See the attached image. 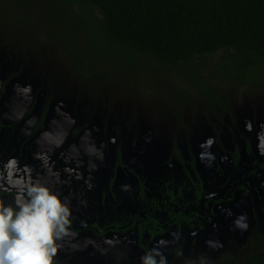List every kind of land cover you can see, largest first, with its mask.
I'll use <instances>...</instances> for the list:
<instances>
[{
	"label": "rangeland",
	"instance_id": "374dc122",
	"mask_svg": "<svg viewBox=\"0 0 264 264\" xmlns=\"http://www.w3.org/2000/svg\"><path fill=\"white\" fill-rule=\"evenodd\" d=\"M3 37L6 38L0 34V91L4 84L7 90L0 97V111L3 113L2 124L9 125L8 129L14 133L11 136L0 134V183L5 188L28 190L32 186L45 187L50 194L57 196L69 212L73 210L80 219L87 220L86 213H103L102 210H91L84 199L96 198L97 195H92V192H104L113 163L112 153L109 154L108 150L110 152L115 140H124L123 156L131 168L143 172L148 170L145 174L151 175L150 184L159 182L170 170L173 176L177 175L176 167L172 168V163L166 162V153L176 140H185L189 133L191 140L196 138L198 151L204 154L210 150L216 137L224 142L229 140V146L232 140H239L242 136L249 138V135L258 137L255 141L257 149L264 154V142L259 140L264 128V97L256 90L228 91L229 112L214 110L205 115L199 106L195 110L187 107L181 123L170 111L157 113L151 109L154 103L150 91L143 97L136 95L125 98L119 94L115 101L109 103L106 90V104L92 109V106L88 107L86 97H78L77 87L63 73L65 62L60 57L55 58V50L50 51L52 63L45 53L44 58L41 57L44 61L38 62L36 57L39 55L6 50ZM51 67L63 74L49 77V85L45 71H51ZM49 97L52 104L41 128L38 126L39 119ZM32 104H35L34 108ZM76 130L79 132L74 134ZM218 131L222 136H218ZM21 140H32L33 150L39 151V154L30 153L25 148L24 153L21 152L26 160L39 155L31 158V170L18 159ZM104 140L108 149H103ZM12 145L15 151L10 149ZM145 153L151 154L152 158ZM53 159L56 168L52 164ZM43 160L46 162L41 165ZM148 165L154 168H147ZM200 173L207 176L210 169L205 167ZM126 177L130 178H126V185L119 186L123 177L118 175L116 188L112 191L117 197L119 195L121 201H115L114 210H122V216L128 206L123 195L129 191L133 193L135 186L131 181L133 178L129 174ZM190 197L186 200L189 201ZM21 203L26 201L17 194L13 197L0 195V206L11 207L14 212L19 211ZM234 208L225 209L217 225L199 231L185 229L181 235L186 240L176 238L166 244L165 240L156 242L158 249L153 250L155 264H185L190 258L197 264H216L222 249H227L230 254L241 250L240 236L244 234L246 226L243 215L237 214ZM65 228L66 234L54 238L57 252L52 257L62 264H150L143 252L135 244L132 245L129 237H118V240L112 237L97 238L91 234H75L67 225ZM115 247L117 250H113ZM124 252L128 253L122 255Z\"/></svg>",
	"mask_w": 264,
	"mask_h": 264
},
{
	"label": "trees",
	"instance_id": "16d2710c",
	"mask_svg": "<svg viewBox=\"0 0 264 264\" xmlns=\"http://www.w3.org/2000/svg\"><path fill=\"white\" fill-rule=\"evenodd\" d=\"M0 34L6 50L39 55L38 62L47 54L52 63L55 50L92 109L106 104V90L109 103L119 94L150 91L151 109L183 122L187 107L199 106L205 115L229 112L226 96L234 89L264 97V0H0ZM51 68L45 71L49 85V77L63 74ZM2 117L0 111L5 126ZM51 264L62 263L52 258ZM216 264H264V250L237 256L227 250Z\"/></svg>",
	"mask_w": 264,
	"mask_h": 264
},
{
	"label": "flooded vegetation",
	"instance_id": "af4514ba",
	"mask_svg": "<svg viewBox=\"0 0 264 264\" xmlns=\"http://www.w3.org/2000/svg\"><path fill=\"white\" fill-rule=\"evenodd\" d=\"M8 127L1 126L0 134L14 135ZM262 131L263 136L259 140L264 142V128ZM217 134L222 136L219 131ZM185 135L187 136V134ZM190 136L189 133L185 140H176L175 145L166 153L168 156L166 162L172 163V168L176 167L177 175L173 176L172 170H170L166 177L151 184L149 183V176L151 175H146L145 172L148 170L144 169L146 167L153 169V165L143 168L144 172L139 169L134 170L123 156L124 140H115L110 152L108 150L109 154L112 153L113 163L110 165V174L106 179L104 192H92V195H97L96 198L84 199L87 207L94 212L102 210V215H88L86 213V220L80 219L72 210L68 216V228L75 234H91L97 238L112 237L118 240V237H129L132 245L135 244L143 252L142 254L149 259L146 254L147 251L153 258V264H155L153 250L158 249L155 247L156 242L165 240L164 244H166L176 238L180 241L186 240L181 235L185 229L199 231L207 226L217 225L221 221L223 211L229 207L230 209L235 207L236 213L243 215L246 230L240 236L241 250L232 252V254L237 256L264 250V154H261L257 149L258 137L253 135H249V138L242 136L239 140H232L229 146H227L229 140L224 142L216 137L211 144L212 147L209 148L210 150L205 151L204 154L196 148V138L191 140ZM28 139L32 138L28 137ZM21 141L22 143L18 148V159L21 163L23 161L25 167L31 170L33 169L31 158H36L39 155L30 156L26 160L21 152L24 153L25 148L30 153L39 154V151L33 150L32 140ZM104 141L103 149H108V144L106 140ZM117 147L120 148L121 155V163L118 166L116 165ZM10 149L15 151V146L12 145ZM11 150L8 151L12 153ZM145 154L152 158L150 157L151 154ZM138 156L141 155L138 154ZM45 162L43 160L41 165H44ZM52 164L55 168L57 167L54 159ZM205 167L210 169L207 176L200 173ZM128 174L133 178L131 181L135 186H133V193L129 191L123 195L128 206L125 215L122 216V210L121 212L114 210L120 199L119 195L117 197L112 191L116 188L117 176L123 177L119 186H125L126 178H128L126 175ZM16 190L22 191V193L16 192ZM88 192L90 191L88 190ZM88 192L87 194H89ZM16 194L26 202L31 199L28 190H19L15 187L8 189L0 183V195L13 197ZM190 195V200H186ZM113 250H117V248L115 247ZM225 251L227 249H222L218 260L223 257ZM113 252L117 253L118 251ZM125 253L128 252H124L122 255ZM129 254L133 255V253ZM149 263L151 264L150 259Z\"/></svg>",
	"mask_w": 264,
	"mask_h": 264
},
{
	"label": "clouds",
	"instance_id": "9594fccd",
	"mask_svg": "<svg viewBox=\"0 0 264 264\" xmlns=\"http://www.w3.org/2000/svg\"><path fill=\"white\" fill-rule=\"evenodd\" d=\"M28 195L30 201L18 212L0 206V264H51L54 238L66 234L69 210L57 196L36 186L28 188Z\"/></svg>",
	"mask_w": 264,
	"mask_h": 264
},
{
	"label": "water",
	"instance_id": "95a60500",
	"mask_svg": "<svg viewBox=\"0 0 264 264\" xmlns=\"http://www.w3.org/2000/svg\"><path fill=\"white\" fill-rule=\"evenodd\" d=\"M5 191V190H4ZM16 192H21L22 193V191H18V190H16Z\"/></svg>",
	"mask_w": 264,
	"mask_h": 264
}]
</instances>
